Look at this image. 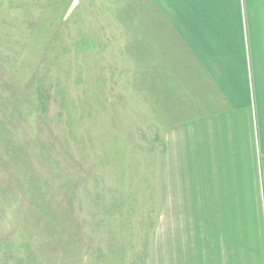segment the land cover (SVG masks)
<instances>
[{"label":"rangeland","instance_id":"obj_1","mask_svg":"<svg viewBox=\"0 0 264 264\" xmlns=\"http://www.w3.org/2000/svg\"><path fill=\"white\" fill-rule=\"evenodd\" d=\"M133 1L0 0V264H158L164 137L190 116L144 92ZM247 203L264 224V177Z\"/></svg>","mask_w":264,"mask_h":264},{"label":"crops","instance_id":"obj_2","mask_svg":"<svg viewBox=\"0 0 264 264\" xmlns=\"http://www.w3.org/2000/svg\"><path fill=\"white\" fill-rule=\"evenodd\" d=\"M136 1L144 92L190 116L164 137L158 264H264L263 221L245 217L264 177V0Z\"/></svg>","mask_w":264,"mask_h":264},{"label":"bare ground","instance_id":"obj_3","mask_svg":"<svg viewBox=\"0 0 264 264\" xmlns=\"http://www.w3.org/2000/svg\"><path fill=\"white\" fill-rule=\"evenodd\" d=\"M184 49H185V47H184ZM187 49V48H186ZM180 50V49H179Z\"/></svg>","mask_w":264,"mask_h":264}]
</instances>
